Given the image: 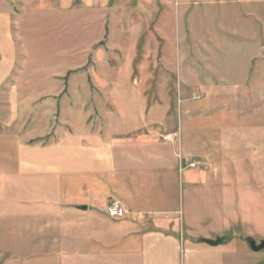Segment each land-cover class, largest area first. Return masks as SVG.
Wrapping results in <instances>:
<instances>
[{"label": "crops", "instance_id": "crops-1", "mask_svg": "<svg viewBox=\"0 0 264 264\" xmlns=\"http://www.w3.org/2000/svg\"><path fill=\"white\" fill-rule=\"evenodd\" d=\"M111 2L55 0L60 9ZM137 4L138 22L153 26L156 41H172L171 55L183 56V67L169 71L180 80L160 82L166 99L148 96L149 80H113L110 86L122 90L119 112L105 115L104 129L66 123L50 144L18 145L4 164L12 172V206L0 216L8 215L10 240L57 246L62 253L54 258L63 260L67 239L72 264H257L259 254L226 229L225 198L210 192L220 184L217 153L235 152L240 137L251 139L264 127V0ZM49 128L35 140L47 138ZM166 135L178 139L164 141ZM194 158L212 161L213 169L188 168ZM112 202L125 209L124 219L107 215ZM218 238L227 243L202 242ZM41 257L38 263H50Z\"/></svg>", "mask_w": 264, "mask_h": 264}, {"label": "rangeland", "instance_id": "rangeland-1", "mask_svg": "<svg viewBox=\"0 0 264 264\" xmlns=\"http://www.w3.org/2000/svg\"><path fill=\"white\" fill-rule=\"evenodd\" d=\"M137 2L112 0L110 7L101 9L76 3L71 9H60L55 0H0V213L12 206L7 196L12 172L4 164L17 154L18 145L27 141L50 144L66 123L80 127L77 130L86 124L104 129L105 115L119 112L122 90L110 86L113 80H149L152 87L144 91L159 99H166L169 91L160 82L180 80L169 71L183 67V56L171 55L175 44L167 39L156 41L153 26L138 22L142 15L137 13ZM130 20L135 24H129ZM159 45L161 56H157ZM248 108L242 106L241 112ZM169 115L173 120L172 112ZM47 125L51 134L35 140L46 135ZM257 129L251 139L239 138L241 145L235 152L217 153L220 184L210 192L216 200L225 198L221 209L229 217L224 224L243 246L247 237L257 243L264 240V127ZM197 160L194 163L201 166L193 170L213 169L212 161ZM7 218L0 216V264H41L42 255L48 264H59L62 259L54 256L62 248H37L24 239L12 242ZM64 244L63 264H72V244L67 239ZM257 254V264H264V252Z\"/></svg>", "mask_w": 264, "mask_h": 264}, {"label": "built area", "instance_id": "built-area-1", "mask_svg": "<svg viewBox=\"0 0 264 264\" xmlns=\"http://www.w3.org/2000/svg\"><path fill=\"white\" fill-rule=\"evenodd\" d=\"M163 140L172 142L174 141V137H172L171 135H166L163 137ZM198 166H201L199 162H191L188 165V168L195 169ZM107 215L112 219L121 220L126 217V211L119 202H112L111 205L107 208Z\"/></svg>", "mask_w": 264, "mask_h": 264}, {"label": "water", "instance_id": "water-1", "mask_svg": "<svg viewBox=\"0 0 264 264\" xmlns=\"http://www.w3.org/2000/svg\"><path fill=\"white\" fill-rule=\"evenodd\" d=\"M81 209L86 210V207H81ZM202 242H204L208 245H211V246H219V245L226 244L227 240H226V238H218L215 241L203 240ZM246 243L252 252H254V253L264 252V240L259 241V243H257V241L254 238L247 237Z\"/></svg>", "mask_w": 264, "mask_h": 264}]
</instances>
